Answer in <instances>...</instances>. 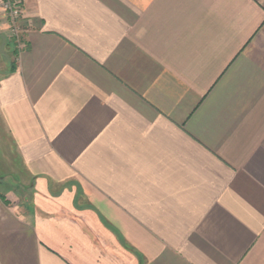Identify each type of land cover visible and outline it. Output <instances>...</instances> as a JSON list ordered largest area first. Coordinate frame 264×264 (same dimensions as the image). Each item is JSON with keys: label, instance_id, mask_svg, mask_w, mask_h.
<instances>
[{"label": "crops", "instance_id": "crops-1", "mask_svg": "<svg viewBox=\"0 0 264 264\" xmlns=\"http://www.w3.org/2000/svg\"><path fill=\"white\" fill-rule=\"evenodd\" d=\"M20 2L0 264H264V0Z\"/></svg>", "mask_w": 264, "mask_h": 264}, {"label": "rangeland", "instance_id": "rangeland-1", "mask_svg": "<svg viewBox=\"0 0 264 264\" xmlns=\"http://www.w3.org/2000/svg\"><path fill=\"white\" fill-rule=\"evenodd\" d=\"M0 141V179L17 196L29 198L30 195L27 192L30 188V181L24 175L21 163L15 156L11 143L4 137L0 138Z\"/></svg>", "mask_w": 264, "mask_h": 264}, {"label": "built area", "instance_id": "built-area-1", "mask_svg": "<svg viewBox=\"0 0 264 264\" xmlns=\"http://www.w3.org/2000/svg\"><path fill=\"white\" fill-rule=\"evenodd\" d=\"M0 11L8 21L11 36L18 39L21 32L20 19L22 15L20 0H0Z\"/></svg>", "mask_w": 264, "mask_h": 264}, {"label": "trees", "instance_id": "trees-1", "mask_svg": "<svg viewBox=\"0 0 264 264\" xmlns=\"http://www.w3.org/2000/svg\"><path fill=\"white\" fill-rule=\"evenodd\" d=\"M14 69V68H13Z\"/></svg>", "mask_w": 264, "mask_h": 264}]
</instances>
